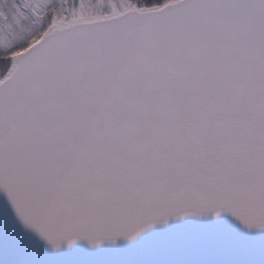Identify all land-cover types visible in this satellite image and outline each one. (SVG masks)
Instances as JSON below:
<instances>
[{
  "label": "snow or ice",
  "instance_id": "snow-or-ice-1",
  "mask_svg": "<svg viewBox=\"0 0 264 264\" xmlns=\"http://www.w3.org/2000/svg\"><path fill=\"white\" fill-rule=\"evenodd\" d=\"M0 264H264V0H0Z\"/></svg>",
  "mask_w": 264,
  "mask_h": 264
}]
</instances>
